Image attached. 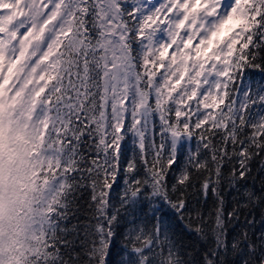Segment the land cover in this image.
<instances>
[{
    "label": "snow or ice",
    "instance_id": "obj_1",
    "mask_svg": "<svg viewBox=\"0 0 264 264\" xmlns=\"http://www.w3.org/2000/svg\"><path fill=\"white\" fill-rule=\"evenodd\" d=\"M0 264H264V0H0Z\"/></svg>",
    "mask_w": 264,
    "mask_h": 264
},
{
    "label": "trees",
    "instance_id": "obj_2",
    "mask_svg": "<svg viewBox=\"0 0 264 264\" xmlns=\"http://www.w3.org/2000/svg\"><path fill=\"white\" fill-rule=\"evenodd\" d=\"M162 211L167 213V218L169 219V221L171 222L172 226L175 228V230L177 231V233H182L183 232V224L181 221H179L178 218H174L172 217L171 214V210L168 208H164L162 209ZM186 231V230H185ZM117 243L119 244V238L117 239Z\"/></svg>",
    "mask_w": 264,
    "mask_h": 264
}]
</instances>
